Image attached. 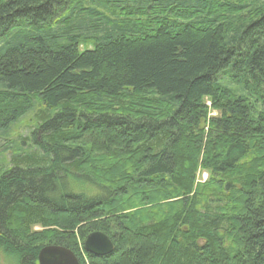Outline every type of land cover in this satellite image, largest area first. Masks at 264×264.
Returning <instances> with one entry per match:
<instances>
[{"label": "trees", "instance_id": "16d2710c", "mask_svg": "<svg viewBox=\"0 0 264 264\" xmlns=\"http://www.w3.org/2000/svg\"><path fill=\"white\" fill-rule=\"evenodd\" d=\"M31 114L0 153L13 264H264V0H0V136Z\"/></svg>", "mask_w": 264, "mask_h": 264}, {"label": "water", "instance_id": "95a60500", "mask_svg": "<svg viewBox=\"0 0 264 264\" xmlns=\"http://www.w3.org/2000/svg\"><path fill=\"white\" fill-rule=\"evenodd\" d=\"M83 249L89 254L102 256L113 250V243L103 232L94 231L85 237ZM37 264H78V258L64 246L45 245L37 254Z\"/></svg>", "mask_w": 264, "mask_h": 264}, {"label": "rangeland", "instance_id": "374dc122", "mask_svg": "<svg viewBox=\"0 0 264 264\" xmlns=\"http://www.w3.org/2000/svg\"><path fill=\"white\" fill-rule=\"evenodd\" d=\"M212 114V113H210ZM33 114L28 115L26 117L21 118L18 122H16L12 128L10 129L9 135L7 137L0 136V153L1 150L6 146H12L14 142L20 141L21 144H24V146L27 145H33V139L31 138V134L35 129V119L32 118ZM34 120V123L33 121ZM25 142V143H23ZM6 152V153H5ZM9 153H11V150H7L3 152V155L7 161H9ZM207 174L206 171L199 170L196 174V180L197 181H203L206 178ZM89 186L87 185H81L78 184L76 186V189L78 191L86 192L89 190ZM33 229H40L39 226H34ZM0 264H13L12 261L10 262L2 252H0Z\"/></svg>", "mask_w": 264, "mask_h": 264}]
</instances>
